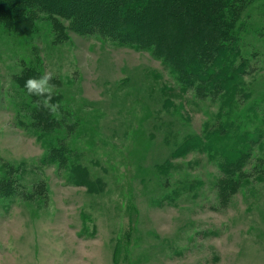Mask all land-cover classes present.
Listing matches in <instances>:
<instances>
[{"label": "rangeland", "instance_id": "1", "mask_svg": "<svg viewBox=\"0 0 264 264\" xmlns=\"http://www.w3.org/2000/svg\"><path fill=\"white\" fill-rule=\"evenodd\" d=\"M41 16L0 22V264H264V148L233 167L235 141L204 136L233 120L264 134V0L242 11L260 69L231 118L153 48ZM35 69L60 105L42 136L24 88ZM189 138L199 147L175 155Z\"/></svg>", "mask_w": 264, "mask_h": 264}, {"label": "trees", "instance_id": "2", "mask_svg": "<svg viewBox=\"0 0 264 264\" xmlns=\"http://www.w3.org/2000/svg\"><path fill=\"white\" fill-rule=\"evenodd\" d=\"M249 1L0 0V22L23 28L41 14L59 16L70 20L77 32L100 33L123 45L153 48L157 56L173 67L183 89H192L203 99L220 100V115L231 118L240 98H251L253 83L248 79L255 78L260 69L258 54L246 51L241 43L242 11ZM170 30L174 31L177 44H172ZM34 71L33 77L42 75ZM24 78L23 75L19 79ZM53 103H57L55 95ZM251 107V113H259L260 102H253ZM39 110V119L32 129L42 136L45 130L52 133L59 128L55 116L41 107ZM213 126L211 130L209 125L206 127L207 141L213 136L235 141L224 152L230 153L227 155L230 159L226 160L233 167L249 160L257 148H264L263 132L248 130L243 122L233 120ZM194 145L190 138L185 140L175 155L187 151L189 146L199 147ZM55 147H51L47 157L52 163L58 158Z\"/></svg>", "mask_w": 264, "mask_h": 264}, {"label": "clouds", "instance_id": "3", "mask_svg": "<svg viewBox=\"0 0 264 264\" xmlns=\"http://www.w3.org/2000/svg\"><path fill=\"white\" fill-rule=\"evenodd\" d=\"M52 79L53 74L45 72L39 77L27 79L24 88L28 95L40 98L37 100V105L39 107L48 111L51 115L58 117L60 105L58 103H53L55 85L50 83Z\"/></svg>", "mask_w": 264, "mask_h": 264}]
</instances>
